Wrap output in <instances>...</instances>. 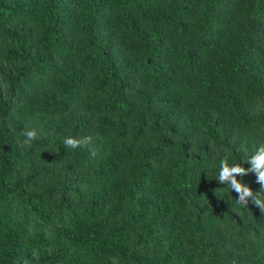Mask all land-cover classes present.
<instances>
[{
	"label": "trees",
	"instance_id": "16d2710c",
	"mask_svg": "<svg viewBox=\"0 0 264 264\" xmlns=\"http://www.w3.org/2000/svg\"><path fill=\"white\" fill-rule=\"evenodd\" d=\"M261 146L264 0H0V264H264Z\"/></svg>",
	"mask_w": 264,
	"mask_h": 264
},
{
	"label": "clouds",
	"instance_id": "9594fccd",
	"mask_svg": "<svg viewBox=\"0 0 264 264\" xmlns=\"http://www.w3.org/2000/svg\"><path fill=\"white\" fill-rule=\"evenodd\" d=\"M25 137L22 144L27 147H31L32 142L36 139L35 130L25 131L22 133ZM90 141V138H89ZM64 145L67 148L76 149L82 145L80 140L72 137H66L63 140ZM247 163L252 165L251 168L245 169L239 165L229 166L226 159H221L219 163V171L217 180L223 184L226 181L231 183V192L234 191L237 194L236 203L240 205H248V199L252 198V204H255L261 212H264V203H261L259 199H255L253 191L246 185L237 181L236 176L241 177L248 175V173H254L256 180L255 182L260 185V193H264V146L257 149L254 155L250 156Z\"/></svg>",
	"mask_w": 264,
	"mask_h": 264
}]
</instances>
